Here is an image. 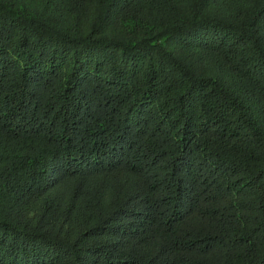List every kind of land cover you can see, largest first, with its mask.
<instances>
[{
  "label": "trees",
  "instance_id": "16d2710c",
  "mask_svg": "<svg viewBox=\"0 0 264 264\" xmlns=\"http://www.w3.org/2000/svg\"><path fill=\"white\" fill-rule=\"evenodd\" d=\"M0 264H264V0H0Z\"/></svg>",
  "mask_w": 264,
  "mask_h": 264
},
{
  "label": "rangeland",
  "instance_id": "374dc122",
  "mask_svg": "<svg viewBox=\"0 0 264 264\" xmlns=\"http://www.w3.org/2000/svg\"><path fill=\"white\" fill-rule=\"evenodd\" d=\"M118 183L98 176L66 179L43 205L41 221L50 228L78 234L84 225L92 222L95 213L108 212L110 197Z\"/></svg>",
  "mask_w": 264,
  "mask_h": 264
}]
</instances>
